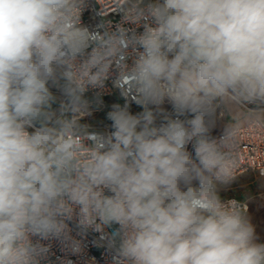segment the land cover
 I'll use <instances>...</instances> for the list:
<instances>
[{
  "label": "clouds",
  "instance_id": "1",
  "mask_svg": "<svg viewBox=\"0 0 264 264\" xmlns=\"http://www.w3.org/2000/svg\"><path fill=\"white\" fill-rule=\"evenodd\" d=\"M88 7L0 0V264H42L49 240L80 253L89 232L112 264H264V231L222 195L234 130L213 135L222 106L264 103V0H130L141 110L114 103L100 130L82 115L104 73Z\"/></svg>",
  "mask_w": 264,
  "mask_h": 264
},
{
  "label": "built area",
  "instance_id": "2",
  "mask_svg": "<svg viewBox=\"0 0 264 264\" xmlns=\"http://www.w3.org/2000/svg\"><path fill=\"white\" fill-rule=\"evenodd\" d=\"M130 6V0H89V7L84 12L83 25L88 28L92 35V44L88 52L99 48L104 54V73L100 82L95 86H89L84 96H90L99 100L111 99L118 96L123 104L128 102L130 108L137 107L133 100L134 85L132 77L126 75V70L131 65L133 49L128 43L126 36L139 26L127 23L122 18L121 9ZM95 71V69H93ZM131 97L126 100L125 97ZM251 113L264 114V103H240ZM219 110V116L223 117ZM141 110V109H140ZM87 123L89 130L103 129L107 124ZM235 142L231 147V156L236 161L237 171L235 178L249 173L257 172L264 178V117L252 120L246 126L234 128ZM87 136H79L78 142L86 152L88 148ZM240 201L248 213L249 203L235 197L228 196ZM264 201V193L262 195ZM81 242V252L73 253L70 248L57 240L43 241L49 247L46 258L42 264H112V253L107 248L106 241L99 233L89 232L85 236H77Z\"/></svg>",
  "mask_w": 264,
  "mask_h": 264
},
{
  "label": "rangeland",
  "instance_id": "3",
  "mask_svg": "<svg viewBox=\"0 0 264 264\" xmlns=\"http://www.w3.org/2000/svg\"><path fill=\"white\" fill-rule=\"evenodd\" d=\"M59 97L60 93L53 90ZM86 103V110L82 115L86 116L91 123L104 124L109 121L106 120L105 114L110 110L111 105L114 103L123 104L121 99L116 96L107 100H99L97 98H89L83 96ZM97 101L99 103H97ZM55 107V105H54ZM167 107V105H165ZM131 111L138 112L140 107L131 108ZM221 112L224 114L220 117L218 114L217 127L213 130V135H219L225 127L234 129L240 126L248 125L256 118H263L264 114L251 113L240 104L230 102L223 106ZM264 190V182H256L252 175H245L240 178L234 179L231 186L222 194L226 196H237L244 199H250V208L248 214L253 222L258 226V231H264V201L256 196L257 193Z\"/></svg>",
  "mask_w": 264,
  "mask_h": 264
},
{
  "label": "crops",
  "instance_id": "4",
  "mask_svg": "<svg viewBox=\"0 0 264 264\" xmlns=\"http://www.w3.org/2000/svg\"><path fill=\"white\" fill-rule=\"evenodd\" d=\"M245 175H252L255 178V183L258 182V181L264 182V178H262L257 172H249V173L243 174V175H241V176H239L237 178H240V177L245 176ZM263 193H264V190L256 194V196L259 197L262 201H263V199H262ZM222 195L225 196V197H228V196H226L224 194H222ZM235 197H237V196H235ZM237 198L249 203V205H250V199H244V198H241V197H237Z\"/></svg>",
  "mask_w": 264,
  "mask_h": 264
},
{
  "label": "trees",
  "instance_id": "5",
  "mask_svg": "<svg viewBox=\"0 0 264 264\" xmlns=\"http://www.w3.org/2000/svg\"><path fill=\"white\" fill-rule=\"evenodd\" d=\"M89 98H94V97H90V96H88ZM105 100H107V99H105ZM83 123V122H82ZM87 123H91L88 119H87Z\"/></svg>",
  "mask_w": 264,
  "mask_h": 264
}]
</instances>
